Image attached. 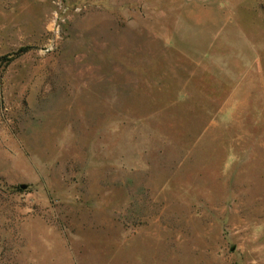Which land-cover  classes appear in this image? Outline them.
<instances>
[{
  "label": "rangeland",
  "instance_id": "obj_1",
  "mask_svg": "<svg viewBox=\"0 0 264 264\" xmlns=\"http://www.w3.org/2000/svg\"><path fill=\"white\" fill-rule=\"evenodd\" d=\"M0 264H264V0H0Z\"/></svg>",
  "mask_w": 264,
  "mask_h": 264
},
{
  "label": "water",
  "instance_id": "obj_2",
  "mask_svg": "<svg viewBox=\"0 0 264 264\" xmlns=\"http://www.w3.org/2000/svg\"><path fill=\"white\" fill-rule=\"evenodd\" d=\"M26 188H27L26 185H20V189L24 190V189H26Z\"/></svg>",
  "mask_w": 264,
  "mask_h": 264
}]
</instances>
